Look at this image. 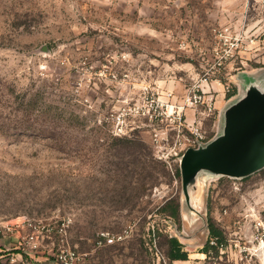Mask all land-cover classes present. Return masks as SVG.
Here are the masks:
<instances>
[{"label": "rangeland", "instance_id": "1", "mask_svg": "<svg viewBox=\"0 0 264 264\" xmlns=\"http://www.w3.org/2000/svg\"><path fill=\"white\" fill-rule=\"evenodd\" d=\"M261 18L248 0H0V220L66 219L65 240L84 264H158L166 237L189 253L173 264H264V169L207 181L208 229L187 232L180 171L158 159L150 120L166 119L168 93L200 83L216 50ZM243 45L244 63L219 74L228 99L240 68L264 66V50ZM219 112L203 122L208 140ZM173 199L178 221L161 212ZM211 223L225 238L218 255L203 253L218 245ZM102 233L122 239L100 244Z\"/></svg>", "mask_w": 264, "mask_h": 264}, {"label": "built area", "instance_id": "2", "mask_svg": "<svg viewBox=\"0 0 264 264\" xmlns=\"http://www.w3.org/2000/svg\"><path fill=\"white\" fill-rule=\"evenodd\" d=\"M248 4L253 11H256L258 6L262 8V18L259 22L263 26L257 30L253 27L235 33V42L230 44L229 50L221 53L217 49L213 68L206 70L200 83L194 84L180 98L168 93L167 97L173 99L167 104L170 111L166 114V119L157 113L150 116L151 122H155L152 126V138L156 155L173 172L179 168L180 157L187 149L196 148L199 143L208 140L203 122L207 118L218 116L219 112L216 108L219 92L213 81L224 88L225 96L231 92V84L224 83L222 75L219 74L226 70L227 62L239 60L241 65L244 63L243 53L247 54L251 50L248 45H243V40H248L251 46L258 45L259 50H264V43L262 45L259 42L264 39V0H248ZM188 109L194 112L193 121L186 118ZM164 121L168 123L163 124ZM160 123L165 126L161 127ZM68 225L69 221L66 219L52 222L26 218L19 223L0 220V264H84L87 254L80 253L65 240ZM55 236L60 237V240L55 241ZM121 239L122 235L102 233L99 243L111 245ZM155 256L158 264H169L167 257L157 248Z\"/></svg>", "mask_w": 264, "mask_h": 264}, {"label": "water", "instance_id": "3", "mask_svg": "<svg viewBox=\"0 0 264 264\" xmlns=\"http://www.w3.org/2000/svg\"><path fill=\"white\" fill-rule=\"evenodd\" d=\"M237 93L219 112L218 132L180 157L185 230L205 234V187L213 178L243 180L264 169V67L236 74Z\"/></svg>", "mask_w": 264, "mask_h": 264}, {"label": "trees", "instance_id": "4", "mask_svg": "<svg viewBox=\"0 0 264 264\" xmlns=\"http://www.w3.org/2000/svg\"><path fill=\"white\" fill-rule=\"evenodd\" d=\"M161 212L168 213L167 215L175 220H179V203L177 200L173 199L170 200L165 204L164 207L161 208ZM210 234L211 238H215L218 241V245L214 246L210 243L207 244L206 247H204L203 253L208 254L210 250L215 251L216 255L219 254L220 245H223V241L225 240L223 231L216 228L213 223L210 224ZM112 245V244H111ZM162 247L167 248V255H165L169 261V264H173L175 261H186L189 259V253L188 251H185L183 249L182 243L176 238H165L162 243H160ZM86 257L85 260L87 259Z\"/></svg>", "mask_w": 264, "mask_h": 264}, {"label": "crops", "instance_id": "5", "mask_svg": "<svg viewBox=\"0 0 264 264\" xmlns=\"http://www.w3.org/2000/svg\"><path fill=\"white\" fill-rule=\"evenodd\" d=\"M264 67V66H263ZM263 67H251V69L250 68H247V69H245V70H242V71H254V70H257V69H260V68H263ZM236 74L237 73H235L234 75H233V77H236ZM232 83H233V85L234 86H237L238 87V83H237V81H231ZM221 95H219V97H218V101H217V103L219 102V101H221V102H226L227 100H228V98H226V96L225 95H222V97H220Z\"/></svg>", "mask_w": 264, "mask_h": 264}]
</instances>
